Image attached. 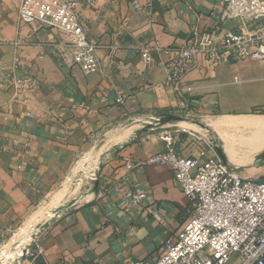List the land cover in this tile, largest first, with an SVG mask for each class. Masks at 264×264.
<instances>
[{"label": "crops", "instance_id": "crops-1", "mask_svg": "<svg viewBox=\"0 0 264 264\" xmlns=\"http://www.w3.org/2000/svg\"><path fill=\"white\" fill-rule=\"evenodd\" d=\"M21 1L0 0V240L22 225L32 236L33 264L156 259L189 221L191 202L169 166L130 170L125 158L138 163L164 150L159 135L167 128L211 133L223 143L225 134H234L228 121L264 115V60L209 67L200 57L186 77L192 90L179 97L163 83L166 50L213 25L212 0H138L143 10L134 0H79L98 45L100 70L91 74L74 64L64 32L20 22ZM22 78L30 80L25 91L14 85ZM183 106L191 108L190 118H163L179 116ZM151 116L162 121L145 124ZM176 150L182 156L211 152L185 133ZM86 159L83 174L92 184H67ZM241 173L264 177V168ZM127 189L147 191L148 198L134 205Z\"/></svg>", "mask_w": 264, "mask_h": 264}, {"label": "built area", "instance_id": "built-area-1", "mask_svg": "<svg viewBox=\"0 0 264 264\" xmlns=\"http://www.w3.org/2000/svg\"><path fill=\"white\" fill-rule=\"evenodd\" d=\"M213 9L208 19L213 25L208 30L195 31L186 45L167 49L164 65V85L173 88L179 97L190 92L186 85L189 71L198 58L204 65L213 67L232 60H264V0H212ZM149 5L153 0H149ZM79 0H22L19 19L23 25L38 24L41 27L65 33L63 43L73 51V62L85 74L100 70L98 45L89 38L88 29L78 7ZM137 10L144 6L134 0ZM239 18L252 26L227 29V19ZM149 49L142 56L148 59ZM20 63V58H16ZM29 79H17L15 87L25 91ZM124 96L118 102L123 103ZM192 110L183 106L179 116L190 118ZM162 117L151 116L147 125H159ZM187 134L206 142L211 152L200 156H182L176 144ZM159 139L165 149L149 153L143 161L135 163L125 158L128 169L147 164L167 165L182 191L190 199V219L177 238H168L158 257L152 261L133 260L129 264H229L233 256L238 264H264V179L245 177L240 169L224 159L217 151L212 134H200L179 128L165 129ZM95 176H92L94 180ZM125 197L134 205L148 198L147 191L127 189ZM31 244L24 247L17 259L10 264H33Z\"/></svg>", "mask_w": 264, "mask_h": 264}, {"label": "bare ground", "instance_id": "bare-ground-1", "mask_svg": "<svg viewBox=\"0 0 264 264\" xmlns=\"http://www.w3.org/2000/svg\"><path fill=\"white\" fill-rule=\"evenodd\" d=\"M227 124L228 128L234 131L232 136L230 134H225V138L223 137L224 152L227 155L229 161L240 166H243L247 163L257 162V158L260 156V153L257 154V151L261 150L264 146V115H248L240 118L235 117L234 120L228 121Z\"/></svg>", "mask_w": 264, "mask_h": 264}, {"label": "rangeland", "instance_id": "rangeland-1", "mask_svg": "<svg viewBox=\"0 0 264 264\" xmlns=\"http://www.w3.org/2000/svg\"><path fill=\"white\" fill-rule=\"evenodd\" d=\"M73 55V54H72ZM251 74H256L259 73L257 71H251ZM254 115H260L262 114L261 112L259 113H253ZM223 143H216L217 146V151L221 154L222 150V154L225 155L224 152V144ZM235 145V144H234ZM260 153V158H257V162L255 163H247L243 166L245 167H241V172L242 171H247L249 168L252 167V165H254V167H257L259 169L264 168V148L262 149L261 152H258L257 154ZM226 156V155H225ZM226 160H228V158L226 157ZM89 161H80L79 165H77V170H76V174H77V178H72V179H68L66 181V183H81L82 179L84 180V183L86 181H89L90 184H92V181L90 180V178H85L84 176V168L86 167L85 164H87ZM233 163V162H232ZM83 174V175H82ZM243 175V174H242ZM91 177V176H90ZM250 177H254V178H258V179H263L264 177H255V176H250ZM31 234L28 233L26 231V228H24L22 225H15V227L13 228L12 231H10L7 235H5L1 240H0V264H10L12 262V258L17 259L19 256V254H21V251L24 250V247H27L30 243H31ZM239 260L237 256H233L232 260L229 264H238Z\"/></svg>", "mask_w": 264, "mask_h": 264}, {"label": "water", "instance_id": "water-1", "mask_svg": "<svg viewBox=\"0 0 264 264\" xmlns=\"http://www.w3.org/2000/svg\"><path fill=\"white\" fill-rule=\"evenodd\" d=\"M252 26L254 25V22L253 21H249L247 22L246 24L239 18H232V19H227L224 23H223V27L224 28H227V29H239L243 26ZM164 119H167L168 121H171V120H176V121H182L183 118L178 116V115H173V114H168V115H165L163 117ZM221 151V155L224 159H226V156L224 154H222V150Z\"/></svg>", "mask_w": 264, "mask_h": 264}, {"label": "trees", "instance_id": "trees-1", "mask_svg": "<svg viewBox=\"0 0 264 264\" xmlns=\"http://www.w3.org/2000/svg\"><path fill=\"white\" fill-rule=\"evenodd\" d=\"M264 112V111H263Z\"/></svg>", "mask_w": 264, "mask_h": 264}]
</instances>
